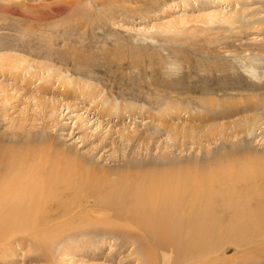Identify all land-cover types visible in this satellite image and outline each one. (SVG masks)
<instances>
[{"label":"rangeland","instance_id":"374dc122","mask_svg":"<svg viewBox=\"0 0 264 264\" xmlns=\"http://www.w3.org/2000/svg\"><path fill=\"white\" fill-rule=\"evenodd\" d=\"M0 158L27 183L46 160L113 183L264 162V0H0ZM86 196L47 209L52 243L15 234L0 264H146L148 234L110 227L103 191ZM216 210L225 232L233 210ZM233 237L215 241L219 264H264L249 254L264 237Z\"/></svg>","mask_w":264,"mask_h":264},{"label":"bare ground","instance_id":"6f19581e","mask_svg":"<svg viewBox=\"0 0 264 264\" xmlns=\"http://www.w3.org/2000/svg\"><path fill=\"white\" fill-rule=\"evenodd\" d=\"M247 160H237L220 169L214 166L207 170L188 167L176 171L151 170L145 174L126 172L116 183L106 176L97 179L92 170H81L77 164H61L62 160L59 167L50 169L52 162L46 160L42 165L49 166L50 170L44 168L46 171L40 180L33 177L35 181L29 183L28 179L27 183L28 177H23L25 171L22 170L16 171L17 179L9 180L7 174L12 173L13 167L18 168V162L12 164L8 160V165L0 158V168L4 170L0 173V249L20 232L35 234L44 243H52L58 234L53 231L54 224L47 220V215H51L47 209L55 205L52 203L69 197L75 205L86 195L103 191L101 209L115 214L114 221L106 219L110 227L124 223L129 230L148 234L151 246L142 245L146 264H219L217 257L222 249H216L215 245L227 244L235 235L242 236L240 242L245 241V246L253 244L258 236L264 237V162ZM27 174L30 175V171ZM254 201L258 204L256 207L252 205ZM60 202L62 209L66 208ZM218 203L232 208L229 214L235 215L225 232L219 221L223 213L220 212L219 219L214 215ZM80 222L87 221L82 218ZM64 224L73 227L76 222L64 220ZM217 239L223 242L218 245ZM236 242L241 246L238 240ZM249 254L263 259L264 248L249 251Z\"/></svg>","mask_w":264,"mask_h":264}]
</instances>
